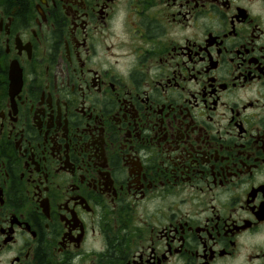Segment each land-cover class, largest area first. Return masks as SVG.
<instances>
[{
	"label": "flooded vegetation",
	"instance_id": "1",
	"mask_svg": "<svg viewBox=\"0 0 264 264\" xmlns=\"http://www.w3.org/2000/svg\"><path fill=\"white\" fill-rule=\"evenodd\" d=\"M0 264H264V0H0Z\"/></svg>",
	"mask_w": 264,
	"mask_h": 264
}]
</instances>
